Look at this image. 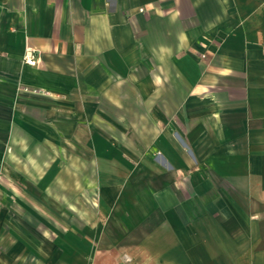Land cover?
Segmentation results:
<instances>
[{
  "label": "crops",
  "instance_id": "crops-1",
  "mask_svg": "<svg viewBox=\"0 0 264 264\" xmlns=\"http://www.w3.org/2000/svg\"><path fill=\"white\" fill-rule=\"evenodd\" d=\"M0 264H264V0H0Z\"/></svg>",
  "mask_w": 264,
  "mask_h": 264
},
{
  "label": "built area",
  "instance_id": "built-area-1",
  "mask_svg": "<svg viewBox=\"0 0 264 264\" xmlns=\"http://www.w3.org/2000/svg\"><path fill=\"white\" fill-rule=\"evenodd\" d=\"M23 61L28 65H35L37 63L35 50H33L31 47H28Z\"/></svg>",
  "mask_w": 264,
  "mask_h": 264
}]
</instances>
